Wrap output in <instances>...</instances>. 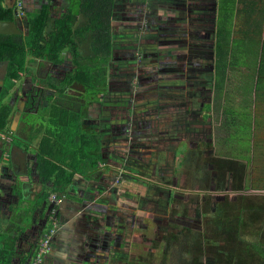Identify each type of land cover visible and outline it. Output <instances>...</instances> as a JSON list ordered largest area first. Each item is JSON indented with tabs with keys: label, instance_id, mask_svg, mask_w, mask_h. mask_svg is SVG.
I'll return each mask as SVG.
<instances>
[{
	"label": "rangeland",
	"instance_id": "rangeland-1",
	"mask_svg": "<svg viewBox=\"0 0 264 264\" xmlns=\"http://www.w3.org/2000/svg\"><path fill=\"white\" fill-rule=\"evenodd\" d=\"M74 1L70 0L72 10L84 22L79 0ZM167 1L116 0L115 15L131 12L138 16L135 22L122 18L113 24L112 38L120 58L92 51L88 39L82 44L83 62L106 67L105 84L90 87L73 82L61 88L62 77L73 67L65 51L62 62L56 64L31 58L26 73L5 97L0 96V102L9 103L13 110L8 131L25 139L37 135L32 140L34 147L44 131L56 128L50 120L55 105L80 113L82 131L92 135L104 131L119 138L104 154L98 152L101 157L89 160L97 180L82 184L74 179L64 192L49 189L48 199L33 210L45 189L36 172V152L24 151L8 135L0 134V173L4 174L0 178V234L20 233L19 254L10 264H22L23 257L27 258L23 264H30L47 240L42 264L48 260L50 264H264V124L251 123L255 60L253 66L250 49L242 54V29H236L235 40L240 44L243 75L235 88L245 108L235 112L240 124L231 125L228 119L232 132L226 158L206 152L207 140L200 151L173 155L172 141L166 135L160 139L154 132L144 135L149 128L155 131L160 126L155 120L137 122L138 117H150L148 111L155 114V88L166 84L165 73L173 64L177 66L171 71L177 74L178 86L183 85V97L192 99L189 71L193 63L189 59L198 52L192 45H197L196 37L202 33L209 35L208 44L214 39L212 26L191 29L189 22L181 35L190 42L192 56L187 60V50L176 56L175 50L180 51L176 27L170 22L161 24V16L151 9L170 5ZM64 2L51 0L46 33L53 19L64 12ZM143 4L147 7L141 11ZM219 5L223 6L221 0ZM34 9L29 7V11ZM163 9V18L169 20L172 12ZM185 15L186 11V19ZM19 16L20 31L26 34V9ZM173 16L177 19V14ZM6 68L7 62L1 61L0 86ZM26 76L31 83L23 79ZM209 81L214 85V79L209 77ZM234 92H228L227 102ZM194 99L201 101L200 96ZM185 110L179 108V113ZM30 212L32 219L26 223Z\"/></svg>",
	"mask_w": 264,
	"mask_h": 264
},
{
	"label": "crops",
	"instance_id": "crops-1",
	"mask_svg": "<svg viewBox=\"0 0 264 264\" xmlns=\"http://www.w3.org/2000/svg\"><path fill=\"white\" fill-rule=\"evenodd\" d=\"M64 1L65 2L63 6H66L63 7L64 12L73 8L70 0ZM221 1L223 6L219 5V0H168L167 2L170 5L161 7L165 8L166 11L172 12L169 20L163 18V8L149 7V11L150 8L155 9L157 11L156 14L161 16V24L170 22L172 27H176V47L180 50H175L176 56H179L178 54H180L181 51L187 50V52H185L187 54V60L191 55V53L189 54V49L191 46L188 45L190 42L187 43V41H185L186 36L181 35V33L184 32L182 28L189 26L187 23L192 22L193 25L191 26V29L196 26L200 28H208V25H210L214 30V39L212 43L208 44L207 40L209 35L202 33V36L199 35L196 37L199 38L197 45H192L193 48H197L198 50V52L194 54V57L189 59L193 63V66L189 71V78L191 81H193L192 84L194 86L191 90L192 99L183 97V85L178 86L179 83L175 77L177 74L172 73L171 71H174L173 68H176L177 66V64H173V68L170 67L171 70L168 68L167 72L165 73L167 80L166 84L161 82V84L155 88L157 91V98L154 99V102L157 103V106H155V114L148 111L150 117L137 118V122L139 123H143L144 121L151 123L155 120V124L160 125H157V130L155 131H152L149 128L145 131L144 135L147 134L148 136L154 132L159 139L161 135H166L167 140L172 141L173 155H178L179 152L183 153L185 150L191 151L198 149V151H200L205 145V140H207L209 145L208 151L206 152L217 157H227L225 151L227 148H229L228 137L229 133L232 132L228 126V119H230L231 125L240 124L241 120L237 122L235 112L245 108L242 96H238L236 93L239 89L235 88L236 85H241V77L243 75V69L240 66L242 59L240 50L238 49L240 44L239 41L236 42L235 40L236 29L238 28L242 29L243 36L240 39L245 42V48L241 49L244 50L242 54H246L245 52H249L250 49L249 56L253 57V66L255 60V72L253 80L254 83H256V88H253L252 90L254 91L255 101H253L251 105V123L264 124V70H261L262 58L264 56V0ZM14 4L16 5V8L19 10V12H24L25 9L28 12L30 6L35 7V10H39L42 5V0H4V5L6 6L11 7ZM115 5L116 4H114V10L116 11ZM229 5L231 6L230 8H228ZM139 7H142L141 11H144V8L147 6L143 4V6ZM51 8L53 9V7ZM135 8H133V10ZM60 10H62V8ZM185 11L187 14L185 15L186 19L183 16ZM113 13L112 26L115 21L117 22L122 18H124L125 22H135L138 18L137 15L131 12L125 13V15L119 13L115 15V12ZM178 13H180V15ZM173 14H177V19L173 16ZM58 16L59 15L56 17ZM158 21H160V19ZM14 23L16 24L17 28L21 29V25L19 24V16L16 18ZM218 26L223 31V35H221L220 40L224 48V56L227 61V65L226 68L220 69L217 82L214 66L216 41L215 34ZM113 42V55L115 56L116 54L117 57L120 58L121 54L118 56V53L115 50V41L113 40ZM246 48L248 49L245 50ZM208 50H211L210 54H208ZM172 57L173 54L169 56V59ZM209 58H212L210 64L203 65L202 62ZM195 61L198 62L196 63ZM206 73H209L210 75H207ZM209 77L214 79V85L209 81ZM23 79H25L27 83L32 82L30 76H26ZM230 91H235L234 93L236 94L235 96H231V99L229 102H227L226 98L228 96V92ZM194 96H200L201 101L195 100ZM180 104H182L183 109H186L182 113H179V108H182ZM97 135H99L100 139V152L103 154L105 149L109 144L112 143L113 140L117 142L119 139L113 137V135H107L104 131H102V133H98ZM182 143L185 146L183 147L184 149H181L180 145ZM206 152L204 151L202 154L204 155ZM191 153L193 152L191 151ZM1 158L2 157H0V161L2 160ZM236 160L243 159L236 157ZM0 178L4 179V174L2 171L0 173ZM74 179L79 182L81 181L82 184L84 182H88L89 180H97L94 177L86 178L81 174H76L73 178V181ZM73 181L69 186H72ZM65 208V204H63V212L65 211ZM50 256H53V252ZM50 262L51 261L48 260L46 264H50Z\"/></svg>",
	"mask_w": 264,
	"mask_h": 264
},
{
	"label": "trees",
	"instance_id": "trees-1",
	"mask_svg": "<svg viewBox=\"0 0 264 264\" xmlns=\"http://www.w3.org/2000/svg\"><path fill=\"white\" fill-rule=\"evenodd\" d=\"M43 1L39 11L29 13L26 35L0 33V61L7 62L2 97L10 92L16 79L20 78V72L26 69L28 57L60 63L61 55L65 51L73 63V68L65 73L61 80V87L73 82L87 84L90 87L105 84L106 67H94L83 62L80 50L82 44L88 39L92 51L108 56L113 54L112 16L115 0H79V10L86 20L79 22L78 14L68 9L53 19V27L47 33L46 29L51 18V0ZM3 2L4 0H0V19L13 20V8L5 7ZM222 32L218 26L215 34L214 66L217 82L220 69L226 68L227 65L220 40ZM60 93L63 92L60 91ZM11 113L10 104L0 102V133L8 135L11 142L24 151L32 149L36 152V172L39 180L45 184V189L39 195L33 210L48 199L51 191L64 192L76 174L93 178L92 173L95 168L90 167L89 160L97 156L101 157L98 153L100 139L97 134L92 135L90 132L82 131L80 113L69 110L66 106H53L50 120L56 128L44 131L37 147L32 144V140L37 135H31L29 139H25L9 133L7 126ZM38 133H40L39 130ZM56 216L58 218L60 215L56 213ZM31 219L32 212L28 214L26 223ZM51 221L52 214H50ZM19 239V232L4 231L0 234V264L13 262L19 254ZM26 259L23 257L21 263L23 264Z\"/></svg>",
	"mask_w": 264,
	"mask_h": 264
},
{
	"label": "flooded vegetation",
	"instance_id": "flooded-vegetation-1",
	"mask_svg": "<svg viewBox=\"0 0 264 264\" xmlns=\"http://www.w3.org/2000/svg\"><path fill=\"white\" fill-rule=\"evenodd\" d=\"M3 5H4V2H3ZM5 7H9V6H6V5H4ZM9 8H13V10H14V19L13 20H9V19H0V21L1 20H8V21H15L16 20V18L19 16V14L21 15V13H23V12H19V10L16 8V5L14 4L13 6H11V7H9ZM41 8V7H40ZM36 11H39V10H35L34 9V11H32V10H30V11H28L27 12V16H26V19H25V22H23L24 24H26V27L28 28V15H29V13H33V12H36ZM20 17V16H19ZM22 18V17H21ZM20 18V19H21ZM19 30H21L20 28H18ZM27 32H28V29H27V31H26V34H27ZM5 34V33H4ZM11 34V33H10ZM12 34H23V33H21V31H20V33H12ZM26 34H23V35H26ZM33 60H35V61H38V60H41V61H45V62H50V61H47L46 59H42V58H32ZM28 60L30 61L31 60V58L30 57H28ZM1 61H4V60H1ZM0 61V62H1ZM50 63H52V62H50ZM30 64V62H28L27 63V65H29ZM53 64H56V63H53ZM73 68V67H72ZM72 68L70 69V70H72ZM69 70V71H70ZM25 72V70L24 71H22V72H20V76L23 74ZM66 72H68V71H66ZM26 73V72H25ZM21 78V77H20ZM19 78V79H20ZM63 78V77H62ZM5 79V76H4V78H3V80H2V84H1V86H0V96L2 95V92H3V88H4V80ZM18 79H16V81H17ZM36 86H38V85H36ZM38 87H40V88H43V89H48V87H45L44 85L43 86H41V85H39ZM62 88V87H61ZM12 107V106H11ZM13 111V110H12ZM12 114V113H11ZM9 133H12V132H9ZM1 134V133H0ZM3 134V133H2ZM14 134V133H13ZM16 135V134H15ZM16 146V145H15ZM18 147V146H17Z\"/></svg>",
	"mask_w": 264,
	"mask_h": 264
},
{
	"label": "water",
	"instance_id": "water-1",
	"mask_svg": "<svg viewBox=\"0 0 264 264\" xmlns=\"http://www.w3.org/2000/svg\"><path fill=\"white\" fill-rule=\"evenodd\" d=\"M0 33H5V34L20 33V30L17 28L14 21L1 20Z\"/></svg>",
	"mask_w": 264,
	"mask_h": 264
},
{
	"label": "built area",
	"instance_id": "built-area-1",
	"mask_svg": "<svg viewBox=\"0 0 264 264\" xmlns=\"http://www.w3.org/2000/svg\"><path fill=\"white\" fill-rule=\"evenodd\" d=\"M54 208H56V205H54ZM48 246H49V240H47L45 243H43V247H40L39 251L37 252V254L35 256V258L32 260V262L30 264H42L43 255H44V252L46 251V248Z\"/></svg>",
	"mask_w": 264,
	"mask_h": 264
}]
</instances>
